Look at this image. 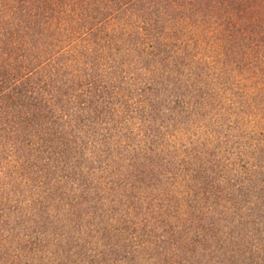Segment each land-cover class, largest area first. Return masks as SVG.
I'll return each mask as SVG.
<instances>
[{
  "label": "trees",
  "instance_id": "obj_1",
  "mask_svg": "<svg viewBox=\"0 0 264 264\" xmlns=\"http://www.w3.org/2000/svg\"><path fill=\"white\" fill-rule=\"evenodd\" d=\"M39 112L66 120L57 126L91 161L104 157L98 168L110 174L127 163L124 152L144 153L134 147L137 126L151 128L146 165L165 173L177 199L156 211L159 223L178 221L153 244L171 255L165 264L177 263L184 233L194 235L186 247L200 246L203 228L214 237L228 230L226 247L248 252L244 264H264V235L251 240L257 234L247 230L248 221L264 222V0H0V222L38 213L51 198L31 178L33 164L14 156L20 125ZM92 178L95 190L112 192L111 182ZM191 178L202 206L180 227ZM39 234L57 242L51 229ZM147 238L130 239L133 263L148 259ZM30 250L0 257L21 262ZM96 252L86 253L90 264H113ZM49 254L41 264H57ZM74 261L65 254L59 264Z\"/></svg>",
  "mask_w": 264,
  "mask_h": 264
},
{
  "label": "rangeland",
  "instance_id": "obj_2",
  "mask_svg": "<svg viewBox=\"0 0 264 264\" xmlns=\"http://www.w3.org/2000/svg\"><path fill=\"white\" fill-rule=\"evenodd\" d=\"M89 113L92 112H87V114ZM27 117L29 118L27 124L20 125L25 130L23 134H19L21 139L14 156L28 161L26 167L33 164L34 167L31 169L36 174L31 175V178L36 179V182L51 198L47 202H42L43 208L39 209L38 213L35 212L28 216L22 212L20 216L14 214V218L4 219L3 222H0V255H14L18 252L17 249L24 248L27 251L31 249L29 256L21 257V262L17 259L14 260L13 257L10 260L9 255L0 257V264H25L26 262L41 264V258L50 257L49 253H52V258L56 259L57 264L62 263L65 254H69L75 260V263L72 264H90L88 256L85 255H87L86 253L88 255L95 254L96 251L102 253L104 259H110L109 261L113 264H132V253L134 254V252L131 249V253L129 241L130 239L135 242L139 241L142 233L148 236V241L146 240L144 245V257L148 259L143 258V264H165L166 258L171 255H165L158 248L161 244H159L157 235L163 231V228L166 227L169 230L173 226L172 224L178 221L165 218L168 222L159 223L162 219L159 220L156 211L159 210L157 207L170 204L172 208H175L177 199L172 196V188L170 189L165 184L167 181L165 173L160 172L155 164L146 165L147 161L144 156L146 157L149 146L145 142V138L149 137L147 135L151 128L142 124L137 126L136 130H140L142 134H138L137 140L133 142L134 147L140 145L144 153L140 151V155L137 153L136 156L135 152H124L122 156L128 164H120L121 166L115 168L114 173L110 174L109 171L106 172L107 169L104 171V169L98 168L105 165L104 157L96 159L94 162L91 161L87 151L84 150L86 147H81L77 140L71 139L68 127L65 126L61 130V126H57L67 123L66 120H61L63 124L59 121L53 122L40 112L33 116L27 114ZM102 126L95 127L94 129L97 130L93 129V135L95 133L100 135L103 130ZM23 142L27 144L23 145ZM144 142L147 144L145 147ZM113 157L115 158L111 160V165L115 167V163H120V160H118L119 156L118 158L117 156ZM92 177L111 182L109 187L112 192L109 193L102 186L95 190ZM185 184L189 191L186 193L185 190L184 195L180 194L179 199L182 201L180 208L177 209V217L179 223L181 222L180 227L185 222L189 225L191 216L199 213L197 206H202L197 203L199 191L195 189L196 185L193 179L191 178ZM64 191L67 192L65 196L61 194ZM174 195L176 197V193ZM24 196V194H20V198ZM194 205H196L195 208H193ZM47 206L50 208L45 210ZM164 216L166 217V214ZM203 217L206 220L209 218L205 213ZM146 219L147 222H145ZM253 222L255 223L252 224ZM248 223L250 224L247 226L248 231L257 234L256 231L260 229L261 235H264L262 215L259 220L248 221ZM203 225L208 224L203 222ZM261 227H263L262 230ZM48 229L53 231L55 234L53 237H56L57 242L49 237L44 241V236L39 234ZM203 229L196 237L200 240V246L189 245L186 247L185 241L188 237L193 239L194 235L189 232L188 237L184 235L185 233L181 235L180 241H183V247L181 253H178L177 263L173 264H244L242 257L245 258V261L249 258L248 252L242 247L241 251L245 253L238 251L240 247L238 244L226 247L227 244L220 238L226 237L228 230L225 232L221 228V231L216 233L219 237H214L215 231H204ZM166 233L168 234L167 231ZM258 235L251 237V240H254ZM204 238H208V240L205 241ZM39 240L46 242V246L40 244L41 248L39 249L35 248V244L30 246L31 243ZM154 242L159 246H153ZM69 249L70 251H68ZM224 249L227 251V255L223 254ZM42 250H44L43 253ZM57 258L59 259L57 260ZM167 262L170 264L169 261Z\"/></svg>",
  "mask_w": 264,
  "mask_h": 264
}]
</instances>
